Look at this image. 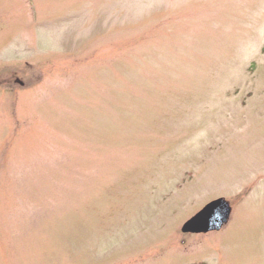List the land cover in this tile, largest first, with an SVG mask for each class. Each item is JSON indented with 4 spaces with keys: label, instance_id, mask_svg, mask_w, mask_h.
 Listing matches in <instances>:
<instances>
[{
    "label": "rangeland",
    "instance_id": "1",
    "mask_svg": "<svg viewBox=\"0 0 264 264\" xmlns=\"http://www.w3.org/2000/svg\"><path fill=\"white\" fill-rule=\"evenodd\" d=\"M0 264H264V0H0Z\"/></svg>",
    "mask_w": 264,
    "mask_h": 264
},
{
    "label": "water",
    "instance_id": "2",
    "mask_svg": "<svg viewBox=\"0 0 264 264\" xmlns=\"http://www.w3.org/2000/svg\"><path fill=\"white\" fill-rule=\"evenodd\" d=\"M232 205L224 197L207 203L182 226L183 233L205 234L221 230L230 220Z\"/></svg>",
    "mask_w": 264,
    "mask_h": 264
}]
</instances>
